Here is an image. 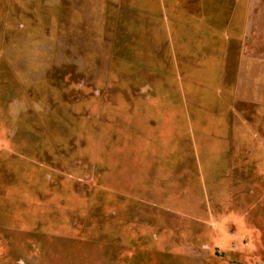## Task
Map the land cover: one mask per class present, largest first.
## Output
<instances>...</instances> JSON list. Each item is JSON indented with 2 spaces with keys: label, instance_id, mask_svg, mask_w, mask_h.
<instances>
[{
  "label": "rangeland",
  "instance_id": "1",
  "mask_svg": "<svg viewBox=\"0 0 264 264\" xmlns=\"http://www.w3.org/2000/svg\"><path fill=\"white\" fill-rule=\"evenodd\" d=\"M0 264H264V0H0Z\"/></svg>",
  "mask_w": 264,
  "mask_h": 264
}]
</instances>
